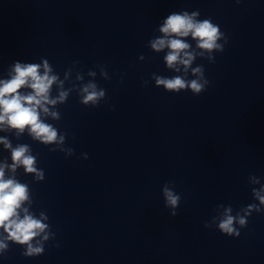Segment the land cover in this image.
<instances>
[{
    "label": "clouds",
    "instance_id": "1",
    "mask_svg": "<svg viewBox=\"0 0 264 264\" xmlns=\"http://www.w3.org/2000/svg\"><path fill=\"white\" fill-rule=\"evenodd\" d=\"M199 15V11H193L191 14L188 11L170 14L159 29L163 34L162 38L151 41V48L156 52L168 49L164 57L168 68L179 72L180 68L177 65H182L184 71H188L196 55L189 51L191 45L185 40L189 36L196 41V47L203 50L201 55L224 51L227 38L220 26L213 23L211 18L198 20L197 16ZM219 41H223V43ZM209 58H212L211 55ZM41 68H43V74H41ZM51 72L52 69L46 60L42 65L17 62L12 69L11 78L0 80V130L14 129L17 135H20L27 129L33 139L44 144H63L66 133L58 134L55 127L45 123L41 118V113H43L45 116L50 114L54 119H58L59 114L50 113L47 105L64 103L68 97L67 91H60L56 98H50L52 86L58 79L57 76L50 75ZM192 73L197 79L188 81L181 76L173 78L155 76L154 79L157 86H163L169 92L179 93L181 90L191 89L194 94H200L206 90V86L210 82L204 78L202 67L192 69ZM144 86H147L146 81ZM24 88L31 91L22 94L20 90ZM81 91L80 103L84 105L98 106L100 101L105 98V89L99 88L96 83H88L83 86ZM0 143H3L5 148L11 149L13 160L11 166L0 165V228L8 234L7 239L27 245L25 255L40 254L43 252L42 246H33L32 241L48 226L27 214V209H23L25 214L23 217L20 216L22 204L29 200L28 187L14 178L6 179L5 167H10L14 172L18 166L22 165L27 173H34L37 179H43V172L35 166L36 157L31 154L28 145H19L12 149L10 142L3 138H0ZM68 151L71 154L74 149ZM84 155L87 159V154ZM262 192H264V187L259 190L253 189L259 206L249 204L243 210L244 215L238 213L234 216L232 208H226L223 218L218 222L219 231L228 236H239L240 231L236 225H239L240 228L246 227L247 217L253 210L262 213L260 207L264 206ZM163 194L166 207L173 209L171 215L176 216L178 213L175 209L179 207L181 196L167 186L163 188ZM205 227H210V225L205 224ZM44 239H47V236ZM6 247L7 244L0 241V250H4Z\"/></svg>",
    "mask_w": 264,
    "mask_h": 264
}]
</instances>
